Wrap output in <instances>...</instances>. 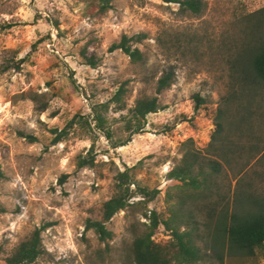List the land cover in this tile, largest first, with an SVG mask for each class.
<instances>
[{
	"label": "rangeland",
	"instance_id": "obj_1",
	"mask_svg": "<svg viewBox=\"0 0 264 264\" xmlns=\"http://www.w3.org/2000/svg\"><path fill=\"white\" fill-rule=\"evenodd\" d=\"M201 1L199 14L164 0H115L108 12L92 15L79 0H0V164L6 175L0 182L6 210L0 214V264L43 224L47 254L34 264H125L131 224L146 221L141 211L117 213L107 223L114 236L106 242L87 230L86 222L101 218L118 172L127 167L138 166L140 185L160 190L149 207L168 214L175 199H167V193L175 182L167 175L183 155L182 143L192 139L206 149L232 83L222 65L206 63L209 58L204 64L167 60L156 38L169 28L218 36L241 15L264 7V0ZM142 32L148 37L134 46L143 51L145 64L133 63L120 49L110 51L123 35ZM82 47L98 58L97 67L85 63ZM11 57L14 63L22 60L20 68L2 71ZM170 65L176 80L159 95L165 109L150 114L146 131L128 145L114 150L102 136L95 166L77 169V157L88 152L92 140L77 129L53 143V129H63L75 114L91 112L94 102L108 100L125 81L129 107L143 91L153 94L154 78ZM196 93L207 100L200 110ZM126 113L111 110L110 116L120 119ZM169 238L163 228L155 235L158 242ZM258 256L247 264H264V251ZM200 264L220 262L212 257Z\"/></svg>",
	"mask_w": 264,
	"mask_h": 264
},
{
	"label": "trees",
	"instance_id": "obj_2",
	"mask_svg": "<svg viewBox=\"0 0 264 264\" xmlns=\"http://www.w3.org/2000/svg\"><path fill=\"white\" fill-rule=\"evenodd\" d=\"M79 1L87 3L89 13L100 15L112 9L115 0ZM164 1L179 4L184 13L199 14L204 8L201 0ZM147 37L144 32L123 35L110 51L120 49L133 63L143 65L146 57L134 45ZM156 39L169 61L187 63L192 59L204 64L209 58L206 63L210 66L219 63L228 73L232 88L217 110L215 130L206 149L197 148L192 139L182 143L183 155L167 175L175 182L167 199L175 201L166 216L149 207L160 190L140 185L135 165L118 172L115 192L104 202L101 218L88 219L86 229L94 230L106 242L114 236L107 223L117 213L140 210L146 221L131 224L132 242L125 264H200L212 257L220 264L255 263L258 251H264V7L241 15L230 30L218 36L169 28ZM81 55L86 64L97 67L98 58L88 55L86 47H82ZM10 59L2 64V71L20 68L22 60L14 63V57ZM154 79L155 92L143 91L131 107L127 102L128 81L123 82L108 100L94 102L91 112L75 114L63 129H53V143L78 129L92 145L85 155L77 157V169L94 167L100 137H105L114 150L124 147L146 131L150 114L165 109L159 95L174 84L175 66L170 65ZM193 98L196 110L207 103L200 93ZM111 110L127 113L112 119ZM115 122L122 124L115 126ZM5 178L0 164V182ZM5 211L0 204V214ZM46 227H37L15 246L6 256V264H34L43 258L47 254L42 240ZM161 228L170 236L166 242L155 239Z\"/></svg>",
	"mask_w": 264,
	"mask_h": 264
}]
</instances>
